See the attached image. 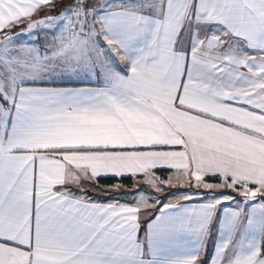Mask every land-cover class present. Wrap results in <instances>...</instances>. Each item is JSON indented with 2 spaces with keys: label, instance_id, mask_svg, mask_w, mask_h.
<instances>
[{
  "label": "snow or ice",
  "instance_id": "6c2138e0",
  "mask_svg": "<svg viewBox=\"0 0 264 264\" xmlns=\"http://www.w3.org/2000/svg\"><path fill=\"white\" fill-rule=\"evenodd\" d=\"M0 264H264V0H0Z\"/></svg>",
  "mask_w": 264,
  "mask_h": 264
},
{
  "label": "trees",
  "instance_id": "16d2710c",
  "mask_svg": "<svg viewBox=\"0 0 264 264\" xmlns=\"http://www.w3.org/2000/svg\"><path fill=\"white\" fill-rule=\"evenodd\" d=\"M102 182H103V181H102ZM125 182L127 183V182H130V181H125Z\"/></svg>",
  "mask_w": 264,
  "mask_h": 264
},
{
  "label": "crops",
  "instance_id": "0c3cea01",
  "mask_svg": "<svg viewBox=\"0 0 264 264\" xmlns=\"http://www.w3.org/2000/svg\"><path fill=\"white\" fill-rule=\"evenodd\" d=\"M103 183V182H102Z\"/></svg>",
  "mask_w": 264,
  "mask_h": 264
}]
</instances>
